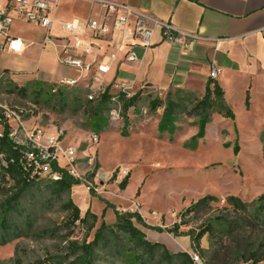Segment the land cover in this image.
<instances>
[{
    "label": "rangeland",
    "instance_id": "obj_1",
    "mask_svg": "<svg viewBox=\"0 0 264 264\" xmlns=\"http://www.w3.org/2000/svg\"><path fill=\"white\" fill-rule=\"evenodd\" d=\"M73 1L77 8H92L91 18H97L96 15L101 13L98 3ZM34 36L37 41L29 50L33 58L40 52L37 46L39 34ZM113 75L111 72L104 82H115ZM36 83L29 81L18 86L1 71L0 108L17 111L26 127L38 126L46 134L63 132L61 145L77 150V172L82 179V184L72 187L68 198L78 207L80 217L89 210L97 217V222L88 234L79 223L71 227L69 213L62 209L66 197L56 201L33 190L20 203L30 215L32 230L26 236L0 246V264H34L46 259L53 264L67 254V241L62 237L69 231V241H92L101 221L110 226L115 223L111 208L105 210L101 220L105 208L102 201H107L120 213H138L146 225L160 228L161 231L151 230L132 220L149 242L164 245L170 253H196L184 233L197 232L210 225L212 232L200 241L203 254H198L197 264H244V252L264 250L260 246L261 241L264 243V232L244 226L243 221L232 235L226 233L228 222L246 216L233 212L225 202L228 196H235L251 204L264 194V121L246 120L240 116L224 119L212 113L210 123L201 130L198 118L188 116L187 112L194 100H199L203 94H190L192 101L184 102L173 118L174 123L161 130L163 108L151 112L150 102L164 100L168 92L174 95L176 89L159 92L135 88L134 94L141 92L137 104L126 114L122 113L118 121L111 122L107 114L89 118L85 113L84 104L90 95L95 96L98 85L90 76L75 86L56 85V89L68 95L63 110L57 99L47 100L52 93L50 88L42 86L38 93ZM14 86L25 87V95L17 93ZM180 97L186 101L184 95ZM232 98V103L237 104V113H240L239 103L234 96ZM73 99H79V106H75ZM9 125L16 126L14 121H9ZM93 134L99 137L96 145L90 143ZM2 167L0 156V172ZM122 171L126 175L119 178ZM91 174L93 177L89 178ZM126 177L128 184L121 191L118 185ZM38 179L43 186L51 181L47 173ZM11 185L9 182L5 186L0 181V203L4 189ZM88 187L94 195L89 194ZM206 195L214 196L217 201L200 213L184 214L191 204ZM16 223L22 226L24 219L16 216ZM175 224H180L178 231L183 234L173 236L165 232ZM42 232H46L44 237H35ZM100 257L97 264H132L125 257H117L112 250L100 252Z\"/></svg>",
    "mask_w": 264,
    "mask_h": 264
},
{
    "label": "crops",
    "instance_id": "obj_2",
    "mask_svg": "<svg viewBox=\"0 0 264 264\" xmlns=\"http://www.w3.org/2000/svg\"><path fill=\"white\" fill-rule=\"evenodd\" d=\"M128 4L205 40L192 42L180 51L154 35L151 47L137 49L139 61L128 63L119 57L111 65L109 74L113 72L116 81L131 82L137 89L163 92L174 88L202 95L215 63L222 70L215 82L234 117L264 121V0H129ZM92 12V8H77L73 0H61L56 17L83 20L91 18ZM34 34L40 39V52L35 58L29 54L30 46L37 41ZM9 35L21 39L24 45L20 54H10L1 50L5 39L0 37V72L6 71L5 76L13 83L56 85L61 79H76L72 69L56 62L52 47L40 48L44 31L39 27L15 21ZM61 35L57 27H52L51 36ZM232 96L239 103L240 113Z\"/></svg>",
    "mask_w": 264,
    "mask_h": 264
},
{
    "label": "trees",
    "instance_id": "obj_3",
    "mask_svg": "<svg viewBox=\"0 0 264 264\" xmlns=\"http://www.w3.org/2000/svg\"><path fill=\"white\" fill-rule=\"evenodd\" d=\"M6 74V71H3ZM39 87L38 93L41 92L42 86H47L52 91L55 85H46L45 83H36ZM13 89L25 95V87L14 86ZM141 92H137L130 99H125L120 95L123 102V114L134 107ZM180 95H184L186 101ZM68 95L56 89L54 93L50 94L47 100H58L60 109L63 110L66 106V99ZM111 94L109 88L97 98L86 101L84 104L85 113L89 118H99L107 114L109 110ZM248 97L246 98V105ZM75 106H79V99H73ZM192 96L183 90L176 89L174 95L168 92L164 100L154 99L150 102V111L155 112L159 108L162 111L161 130H165L174 123V117L177 111L181 110L185 103H190ZM212 113H217L224 119H231L234 117L233 112L225 105L224 93L221 87L215 80L209 79L206 83L203 96L199 100H194L191 109L187 112L188 116H195L199 120L201 130L210 123ZM10 126L8 121L3 116V110L0 108V156L4 162L0 172V181L5 183V186L11 182L12 185L2 193L4 198L0 203V246L9 243L12 240L19 239L26 236L31 230V219L27 210L21 207V200L24 196L31 194L33 190L40 194H46L49 199L60 201L67 198L62 205V209L69 214L68 224L72 227L76 223L83 225L86 228L87 234L90 233L97 222V217L87 210L83 217H80V211L73 201L68 198L73 186L82 184L80 181L73 179L65 172L61 171V178L58 181H49L44 186L34 174V167L31 162L25 157L28 152L26 147L17 146L8 136ZM99 131V129H98ZM97 131V132H98ZM264 158V147H263ZM53 169L57 170L53 165ZM93 174L89 175L92 178ZM128 184V177L124 178L118 185L121 191H124ZM90 195H94L91 187H88ZM102 201V200H101ZM217 199L214 196L206 195L195 203L191 204L184 212V214H197L204 211ZM104 202L105 208L101 213V220L104 218L105 210L111 208L115 215V223L107 225L103 221L95 229L93 239L90 242L86 240L81 243L69 241L71 232H67L63 239L67 241V254L55 260L53 264H97L100 260V252H107L112 250L118 257H125L131 261L132 264H195L191 255L186 252L170 253L166 247L160 243H151L146 239L145 234L138 229L133 221L142 227H147L151 230L161 231L160 228L149 227L145 224L142 217L135 212L120 213L116 208ZM226 204L233 212L244 214L245 218H238L233 222H228L226 226V233L229 235L234 233V229L240 228V221L243 225L252 230L264 232V194L260 195L251 204H246L238 197L228 196L225 200ZM16 216L24 219L22 226L16 223ZM133 220V221H132ZM183 224V223H182ZM180 224H175L171 229L165 230L173 236H179L178 229ZM212 232L210 225L201 228L197 232L188 231L184 236H188L191 242V248L195 255L203 254L200 248V241L206 235ZM42 232L35 237L42 238L46 234ZM260 246L264 247L261 241ZM234 254H238L235 252ZM244 264H261L264 262V250L258 249L246 251L243 253ZM50 259L38 261L34 264H49Z\"/></svg>",
    "mask_w": 264,
    "mask_h": 264
},
{
    "label": "built area",
    "instance_id": "obj_4",
    "mask_svg": "<svg viewBox=\"0 0 264 264\" xmlns=\"http://www.w3.org/2000/svg\"><path fill=\"white\" fill-rule=\"evenodd\" d=\"M91 1L101 6V13L97 18L62 20L56 17L61 0H0V37L5 39L1 50L15 55L24 50L22 40L9 35L13 22L20 21L39 27L44 31L40 48L52 47L56 62L77 74L76 79H61L56 85L75 86L90 76L98 85L95 96L90 95L89 100L97 98L109 88L111 98L107 116L111 122H116L123 113V102L119 96L130 99L136 94L133 93L135 88L131 82H104L111 65L119 57L128 63L139 61L137 49L151 47L154 35L159 36L161 43L180 51L186 50L192 42L205 39L198 34L183 32L149 13L132 8L128 4L129 0ZM54 26L58 28L61 36H51ZM221 71L213 63L208 78L216 80ZM56 85L52 93L56 91ZM2 110L8 124L9 121H14L16 125H9V138L17 146L28 149L25 157L33 165V173L37 177L47 173L51 181H58L63 171L82 183L77 172V150L61 145L62 131L46 134L38 126L26 127L17 111L5 108ZM98 142L97 135L90 136L92 145ZM53 165L57 170L53 169ZM125 175L122 171L119 178ZM76 200L79 201L80 197ZM191 257L195 264L199 263L197 255L192 254Z\"/></svg>",
    "mask_w": 264,
    "mask_h": 264
}]
</instances>
